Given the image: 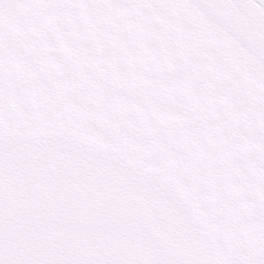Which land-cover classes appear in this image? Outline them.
Listing matches in <instances>:
<instances>
[{
  "label": "snow or ice",
  "instance_id": "snow-or-ice-1",
  "mask_svg": "<svg viewBox=\"0 0 264 264\" xmlns=\"http://www.w3.org/2000/svg\"><path fill=\"white\" fill-rule=\"evenodd\" d=\"M0 264H264V0H0Z\"/></svg>",
  "mask_w": 264,
  "mask_h": 264
},
{
  "label": "bare ground",
  "instance_id": "bare-ground-1",
  "mask_svg": "<svg viewBox=\"0 0 264 264\" xmlns=\"http://www.w3.org/2000/svg\"><path fill=\"white\" fill-rule=\"evenodd\" d=\"M100 22L109 23V21H107V20H102ZM71 36H72V34L68 33V37L71 38ZM190 45L193 46L192 48H194V49H198L199 48V45L196 44V38L195 37H187L185 39V41L183 42V44L181 45V47L190 46ZM204 45L208 49V53H207L208 57H210L212 60H214L215 57H216V52L214 51V49L216 48V41H214L213 39L209 38V39L205 40ZM227 64L230 67V61H228Z\"/></svg>",
  "mask_w": 264,
  "mask_h": 264
},
{
  "label": "water",
  "instance_id": "water-1",
  "mask_svg": "<svg viewBox=\"0 0 264 264\" xmlns=\"http://www.w3.org/2000/svg\"><path fill=\"white\" fill-rule=\"evenodd\" d=\"M61 36H63L65 39H68V33H62L59 29H57V32L54 33L50 39L56 40L59 39ZM58 70H62L61 66H58Z\"/></svg>",
  "mask_w": 264,
  "mask_h": 264
},
{
  "label": "rangeland",
  "instance_id": "rangeland-1",
  "mask_svg": "<svg viewBox=\"0 0 264 264\" xmlns=\"http://www.w3.org/2000/svg\"><path fill=\"white\" fill-rule=\"evenodd\" d=\"M193 45V44H192ZM183 47H189V48H192L193 46H183ZM193 49V51L197 54V55H199V51H198V49H194V48H192ZM209 59H211L210 57H209Z\"/></svg>",
  "mask_w": 264,
  "mask_h": 264
}]
</instances>
